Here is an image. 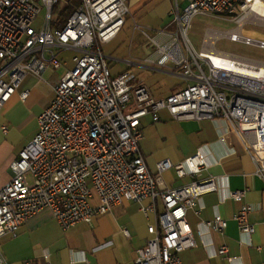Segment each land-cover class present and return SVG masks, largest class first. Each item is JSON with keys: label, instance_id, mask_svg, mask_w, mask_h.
<instances>
[{"label": "built area", "instance_id": "built-area-1", "mask_svg": "<svg viewBox=\"0 0 264 264\" xmlns=\"http://www.w3.org/2000/svg\"><path fill=\"white\" fill-rule=\"evenodd\" d=\"M61 1L0 0V113L29 74L42 79L47 69L63 65L60 51L78 52L74 67L54 86L55 97L38 118L35 138L11 165V181L0 191V239L16 238L27 221L45 210L67 232L124 202L151 200L143 211L155 213L157 223L149 226L151 237L137 251L135 264H183L181 254L197 247L188 211L204 209L203 199L218 193V180L203 178L209 163L202 151L178 165L162 161L157 174L152 173L140 148L142 120L151 116L158 122L159 113L168 111L181 123L222 122L241 138L256 175L264 179V62L217 48L227 39L264 50V38L243 35L247 24L264 27V0H187L184 8L177 4L173 11L168 42L159 43L156 36L141 31L153 47L144 63L159 69L172 66L185 83L162 100L135 83L131 72L114 77L104 55L103 47L125 26L128 0H67L58 12ZM67 9L72 14L63 24ZM42 12L44 25L35 28ZM198 16L228 17L236 28L208 29L197 52L189 29ZM28 96L21 94L23 100ZM172 170L192 182L159 190L158 177ZM245 196L246 191L227 193V199L236 202ZM252 211L244 205L234 216L250 246L256 233L249 222ZM228 225L218 214L203 224L207 231L219 233ZM125 235L130 237L128 231ZM228 253L223 247L216 255ZM0 264H9L1 245Z\"/></svg>", "mask_w": 264, "mask_h": 264}, {"label": "crops", "instance_id": "crops-1", "mask_svg": "<svg viewBox=\"0 0 264 264\" xmlns=\"http://www.w3.org/2000/svg\"><path fill=\"white\" fill-rule=\"evenodd\" d=\"M177 4L182 9L187 5V0H128L130 14L123 30L112 42L125 32V41L122 39L115 51H120L122 43H126L129 58L118 59L120 56L117 58L104 53L108 61L127 66L119 75L131 72L136 76L135 83L147 88V83L141 81V69L182 81L181 85L172 87L165 97L162 94L155 95L154 88H148L157 100L170 97L185 83L172 66L159 69L141 65L145 64V58L141 59V47L144 49L148 45L141 31H148L147 28L154 25L162 33L156 35V41L168 42L174 30L173 11ZM113 50L110 49V53ZM77 55L78 52L74 50L60 51L58 58L63 65L58 69H47L42 79L29 74L1 111L0 191L13 177L11 165L35 138L39 129L38 118L55 97L54 86L74 67L72 59ZM109 67L112 73L114 66ZM119 75L115 74L114 77ZM23 93H29L26 100L21 98ZM161 113L163 121L160 117V121L154 122L151 116L142 120L144 138L140 148L151 172L157 174V165L162 161L169 160L178 165L202 151L209 163L203 178L216 177L219 186L218 193L203 199L204 209L199 206L188 211V222L197 247L181 254L183 264H264V179L256 175V166L246 154L241 138L227 130L222 122L181 123L174 121L168 111H161L159 116ZM174 129L180 130L179 134H175L180 144L184 141L180 134H197L193 147L188 150L181 148L180 151L173 148ZM208 129L211 134L203 135L204 130ZM191 182V178H178L172 170L158 177V188L177 189ZM229 190L246 191L245 199L242 202L227 199ZM151 203V200L142 203L124 202L110 213L97 217L91 224L82 223L67 232L60 228L52 213L45 210L27 221L16 238H1L0 245L9 264H135L137 251L146 247L151 237L149 226L157 223L155 213L145 214L143 211ZM95 204L98 205V201ZM244 205L253 208L249 216L250 224L256 229L251 239L252 246L247 237L241 236L239 225L234 221V216ZM161 210L162 207H159ZM217 214L229 223L224 233L207 231L203 226ZM125 231L130 233V237L125 235ZM223 247L228 248V255H216ZM229 257L234 260L229 261Z\"/></svg>", "mask_w": 264, "mask_h": 264}, {"label": "rangeland", "instance_id": "rangeland-1", "mask_svg": "<svg viewBox=\"0 0 264 264\" xmlns=\"http://www.w3.org/2000/svg\"><path fill=\"white\" fill-rule=\"evenodd\" d=\"M72 4L79 5V2L72 1ZM66 5H67V0H62L60 7L58 9L59 10L58 12H61V10H63V8L66 7ZM58 12H56L55 15H57ZM45 15H46L45 12H42L40 14V17L37 23L35 24V28H39L40 26L44 25ZM59 20H61V18ZM235 28H236V25L234 24L232 19H228V17L198 16L194 19L189 29V39L191 43L193 44V46L195 47V49L197 50V52H201L202 42H203V39L208 29H214V30L222 31V32H230V31H233ZM147 29L148 31L147 30L146 31L149 32L152 36H156L159 33L158 31L160 30L154 25L151 26L150 28L148 27ZM243 35L246 37L252 36V37H255L256 39L261 40L264 38V27L253 25V24H247L243 28ZM124 36H127L125 35V32H123V34L120 36L118 40H115L114 42H112V44L110 43L108 45H105L103 47V52L105 54H112L115 57L117 56V58L120 56V58L118 59L126 58L128 56L127 50H126L127 48L126 43L125 44L122 43L120 47V51L118 52L115 51L116 45L120 43V41L123 39ZM122 41H125V38ZM113 48L114 50L111 51L112 53H110V49L112 50ZM217 48L218 50L223 51V52L234 53V54L250 57V58L264 62V50L262 49L246 46L244 44L233 43L227 39L220 40L217 44ZM144 50L145 48L142 49L141 47V59L142 58L144 59L150 56L151 50H149L146 53L144 52ZM107 62L109 66L110 65L114 66V68L112 69V74H114V76L115 74L119 75L122 71H125L127 69V66L123 63L120 64L118 62L116 63L114 61L113 62L108 61V59H107ZM141 65L150 67L146 64H141ZM141 81H144L145 84L147 83L146 85H148V88H154L153 92L155 95L162 94L164 97L168 96L169 92H171L172 87L182 84V81L179 78L176 79L175 77H169L165 74H161L158 72H152L150 70H142V69H141ZM126 112L127 113L130 112V109H128ZM162 113L160 114V117H161V120L163 121ZM176 122H170V124H176ZM176 129L172 130L173 140H174L173 148L180 151L181 148L184 150H188L191 147H193V144L196 138H198L197 134L196 135L190 134V135H184V136L180 134V137L184 138V141H182L180 144V141L175 138V134H179L180 130H176ZM209 134H211L210 129L204 130L203 135H209Z\"/></svg>", "mask_w": 264, "mask_h": 264}, {"label": "trees", "instance_id": "trees-1", "mask_svg": "<svg viewBox=\"0 0 264 264\" xmlns=\"http://www.w3.org/2000/svg\"><path fill=\"white\" fill-rule=\"evenodd\" d=\"M58 7H57V11H58ZM72 14V9H67L65 10L64 14L62 15V19H63V24L67 21V19L70 17V15Z\"/></svg>", "mask_w": 264, "mask_h": 264}, {"label": "bare ground", "instance_id": "bare-ground-1", "mask_svg": "<svg viewBox=\"0 0 264 264\" xmlns=\"http://www.w3.org/2000/svg\"><path fill=\"white\" fill-rule=\"evenodd\" d=\"M152 49H153V47H152L151 44L147 45V47L145 48L144 52L146 53V52H148L149 50H152Z\"/></svg>", "mask_w": 264, "mask_h": 264}]
</instances>
